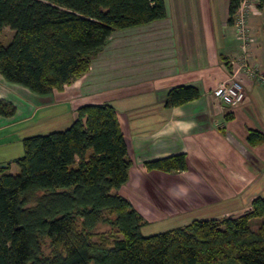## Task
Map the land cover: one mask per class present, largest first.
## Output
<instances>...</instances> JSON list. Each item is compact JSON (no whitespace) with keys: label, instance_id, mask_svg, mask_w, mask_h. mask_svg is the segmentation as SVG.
I'll use <instances>...</instances> for the list:
<instances>
[{"label":"trees","instance_id":"16d2710c","mask_svg":"<svg viewBox=\"0 0 264 264\" xmlns=\"http://www.w3.org/2000/svg\"><path fill=\"white\" fill-rule=\"evenodd\" d=\"M241 1L229 0L231 22ZM164 15L163 0H0V31L13 32L8 44L0 42V75L39 96L61 91L88 70L115 30ZM198 96L192 86H177L164 106ZM15 110L0 99L1 117ZM263 140L248 133L252 144ZM21 145L19 157L0 164V264H264V197L238 216L142 234L147 222L118 194L131 162L109 103L82 105L68 127L24 137ZM145 167L181 171L185 157ZM255 219L261 222L252 228ZM103 225L113 231L97 243Z\"/></svg>","mask_w":264,"mask_h":264},{"label":"crops","instance_id":"0c3cea01","mask_svg":"<svg viewBox=\"0 0 264 264\" xmlns=\"http://www.w3.org/2000/svg\"><path fill=\"white\" fill-rule=\"evenodd\" d=\"M163 4L162 19L117 31L124 35L121 42L107 41L89 67L91 71L98 67L90 71L93 76L107 75L98 77L94 91L83 93L89 97L80 105L68 101L65 90L39 96L0 75V99L16 109L12 117L0 116V164L21 155L22 138L68 127L79 106L109 103L131 162L127 183L118 194L144 216L146 226L183 222L173 227L177 228L196 219L238 216L254 198L264 197V140L248 141L250 131L264 137V7H258L256 0H243L239 6L250 35L247 62L259 76L242 73L244 100L227 106L212 91L243 71L229 0H163ZM128 53L131 58L124 57ZM177 86H192L199 96L166 108L167 92ZM21 89L31 96L19 98L15 93ZM179 154L185 157V170L145 167ZM207 206L215 210L205 218L189 215Z\"/></svg>","mask_w":264,"mask_h":264},{"label":"rangeland","instance_id":"374dc122","mask_svg":"<svg viewBox=\"0 0 264 264\" xmlns=\"http://www.w3.org/2000/svg\"><path fill=\"white\" fill-rule=\"evenodd\" d=\"M117 31H119V30H115L111 34V36L107 40L108 42H111V43H114L115 44V43H117L119 41L121 42L124 39L123 38L124 35H121L120 36V32H117ZM12 33L13 32L11 30H9V28H3L0 31V42L3 45L8 44L9 41L11 40ZM131 56H132L131 53H128V55H125L124 57L131 58ZM95 59H96V57L93 58V60H95ZM97 68H98L97 66H94V68H92L93 69L92 71L89 70V68H88V70L84 74H82L78 78L73 79L70 83L66 84L63 87V90H65V94L67 95V98L69 99L68 101H72V104L73 105L74 104L80 105L82 101H85V99L87 97H89V94H85L84 95L83 93H85V92H87L89 90L90 91H94V89L97 86H99V84L97 83V81L100 80L101 78H98V77L99 76H106L107 75L106 73H100L99 72V73L96 74V76H93L94 74L91 73V72H95V70ZM241 69H243V71L241 70L240 72L236 73L235 79H238L239 81H241L242 78L240 77V75L242 73L244 74L245 77H250V78L258 79L257 76H259V73H258L257 69H255V68H253L252 70H245L244 68H241ZM230 76H232V75H230ZM229 78L230 77H228V79ZM109 81H112V80L109 79ZM127 81H129V80H127ZM90 82H92V83H90ZM15 94L19 98L24 97L22 99H26L27 98V95H28V97L31 96V93L30 92L24 91L22 89L19 90V93H15ZM92 95H94L93 92H91L90 98L94 97ZM33 100H34V98H33ZM34 102H35V100H34ZM41 105L42 106H39V107H43L44 106V104H42V103H41ZM76 110H77V108H76ZM76 110H75V112H76ZM51 126H52V128H55V124H52ZM52 130H54V129H52ZM49 131L44 130V132H36L35 134H37V133L45 134V133H47ZM12 169L13 170L10 173H13V174H15L17 172V170H18L17 167H16V165H14ZM125 187L122 188V189L125 190V191H130L129 189H127ZM214 210L215 209H213V208L210 209V207L207 206V207H204V208H201V209H198V210H194L189 215L191 216V218H205L208 214L212 213ZM223 217H227V216L225 215ZM223 217H221V218H223ZM260 222H261V220H259V219H255V220L251 221V227L252 228L256 227L258 225V223H260ZM182 223L183 222H181V221H172V222L171 221H168V222H165V223H154V224H151V225H148V226L142 228V234L145 235V236H148V235H151V234H156V233L164 232V231L170 230L171 228H173L175 226H179ZM111 229L112 228H110V226H108V225L100 226V228H98V230L96 232V235H95V237H94L93 240L95 242H97V243H100V237L104 236L105 234L106 235H109V233H111L113 231V229H112V231H111Z\"/></svg>","mask_w":264,"mask_h":264},{"label":"built area","instance_id":"2783aa9c","mask_svg":"<svg viewBox=\"0 0 264 264\" xmlns=\"http://www.w3.org/2000/svg\"><path fill=\"white\" fill-rule=\"evenodd\" d=\"M243 1V0H242ZM241 1V2H242ZM241 4V3H240ZM240 6V5H239ZM245 15L241 8H238L234 15V24L236 26V35L240 39V49L242 54L241 67L245 70H252L248 64L250 35L244 21ZM241 69V68H240ZM230 76L229 80L220 82L212 91L213 95L227 106H235L243 102L244 92L241 81L235 79L236 73Z\"/></svg>","mask_w":264,"mask_h":264}]
</instances>
